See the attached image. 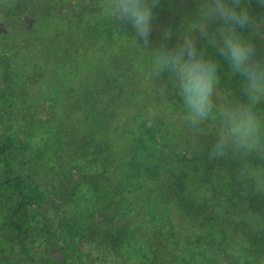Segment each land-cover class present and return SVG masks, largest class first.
Listing matches in <instances>:
<instances>
[{
    "label": "trees",
    "instance_id": "obj_1",
    "mask_svg": "<svg viewBox=\"0 0 264 264\" xmlns=\"http://www.w3.org/2000/svg\"><path fill=\"white\" fill-rule=\"evenodd\" d=\"M78 2L80 6L61 10L66 14L63 22L54 18L72 33L60 31L62 25H56L59 30H54L49 38L53 44L51 52L57 56L65 47L63 52L67 54L62 71L65 82L55 88L56 115L46 123L22 128L21 149L36 154L34 178L25 181L14 172L12 144L0 143L5 176L0 188L9 186L15 194V203L9 210L11 217L30 214L35 218L33 229L37 237L52 229L59 242L70 239L79 244L84 239L92 254L102 255L104 264H256L246 251L227 243V234L210 230L213 214L196 213L188 190L189 178L194 177L187 176L185 165L174 170L167 164L165 149L167 142L172 141L168 130L172 129L174 137L184 131L193 133L184 115L172 111L174 119L169 127L154 118L150 108L138 118L128 109V101H132L127 97L134 85H139L141 73L150 75L151 68H142L151 66L152 53L146 50L150 57L145 53L132 54L128 40L135 39L130 24L118 25L120 29L112 31L114 20L108 18L101 23L105 16H89L94 12L88 9V0ZM88 10L90 13L86 14ZM154 13L157 20L160 16L156 13L160 12L156 8ZM81 14L87 16L92 29L83 40L75 30L77 25L72 26ZM186 18L185 25H192V16ZM158 36L153 28L152 47H157ZM19 38L14 46L19 54L33 65L44 63L41 42ZM70 41L79 44L81 55L76 47H70ZM126 56L131 60H126ZM48 57L47 63L56 66V61ZM23 64L15 60L11 66L22 73ZM28 79L13 80L14 88L20 83L28 85ZM131 84L134 85L130 88ZM80 120L86 138L68 141V130ZM63 147L73 157L79 182L58 202L52 218L49 211L55 200L49 194L53 186L50 172ZM107 214L112 217L108 221ZM216 219L220 221L219 216ZM111 220L116 221L115 226L109 223ZM197 221H201V229ZM216 234H222V239Z\"/></svg>",
    "mask_w": 264,
    "mask_h": 264
},
{
    "label": "rangeland",
    "instance_id": "obj_2",
    "mask_svg": "<svg viewBox=\"0 0 264 264\" xmlns=\"http://www.w3.org/2000/svg\"><path fill=\"white\" fill-rule=\"evenodd\" d=\"M78 1L82 3L83 0H0V143L9 144L11 142V150L15 154L14 172L25 181H30L34 176L36 154H31V150L21 149L23 146L21 144L22 128L39 122L46 123L56 115L55 88L65 82L62 71L67 54L63 52L65 47L62 48L61 53L57 52V56L51 52L53 44L49 38L54 30L60 27L55 26L62 25L60 22L57 24V20L63 22V16H66L61 10L77 6V4L80 6ZM88 1V9L91 8L94 12L89 16H104L100 6L101 0ZM172 2L173 0H160L157 7V12L160 13H156V16L160 17L153 22V28L159 35L157 45V38L155 41L156 46L161 43L160 33L163 29L171 27L174 30L175 35L172 41L174 43L176 37L184 31L194 30L199 20L198 9L201 0H176L175 4ZM246 3L253 16L264 19V7H261L257 0H246ZM83 11H86V8ZM87 13L90 11L88 10ZM188 16L193 18L192 25L190 23L185 25ZM54 18L57 20L55 21ZM86 18V15L81 14L73 23L71 22L72 26L74 23L77 25L75 30L78 31V37L82 40L92 31ZM102 20L106 22L108 18L103 17L100 20L101 23ZM118 25L112 21V26H115L112 31H118L120 29ZM217 26L213 24L210 30L215 31ZM61 28L63 29L60 31L72 33L70 28L68 31L63 25ZM238 31H241L245 37H251L257 49V58L264 59V38L252 35L249 29H238ZM20 36L38 39L41 42V48L45 51L42 57L45 60L44 63L33 65V62L19 54L20 51L14 46ZM194 36L198 38V32H195ZM71 37L67 36L68 39ZM69 44L72 49L76 47L78 54L81 55L82 52L77 47L79 44H73L72 41ZM128 44L132 54L139 52L150 57L142 46L136 45L133 38L128 40ZM197 46L198 48L206 47V43L198 39ZM207 54L215 57L219 63L221 81L217 103L243 101L244 98L240 91L242 78L230 76L227 61L219 57L210 47L207 49ZM49 55L56 61V66L53 62L47 63ZM15 60L24 63L22 73L16 72L11 66ZM126 60H131V58L126 56ZM147 68L151 66H146L142 70ZM23 77L29 78L28 85L20 83L15 89L13 80L21 82ZM133 85L131 84L130 88ZM134 86L135 88L133 87L127 97V100L129 98L132 101H128V109L133 111L134 117L138 118L142 111L150 108L154 118L160 119L170 127L174 119L172 111L174 114L184 115L182 98L167 74L157 78L152 75V72L150 75L141 73L139 85ZM256 111L261 119H264V103L257 105ZM82 126V120H80L70 128L66 134L67 140L74 142V140L86 138ZM218 127V120L209 119L203 123V133L198 136L194 133L189 135L184 131L174 137L172 129L168 130L172 141L167 142L165 149L168 155L167 164L174 170H178L183 164L186 167L187 176L194 177L189 178L190 186L187 182L188 190L196 213L213 214L214 221L212 220L209 224L211 225L210 230L214 229L227 234L228 244L235 249L246 251L256 264H264V193H256L251 182L245 184L237 179V170L240 165L236 159L231 157L209 159L208 153ZM210 134L211 137H208ZM172 158L179 160V163L177 164L176 159ZM54 160L55 167L50 172L53 186L49 191L51 198L55 200L49 211L52 218L58 202L69 195L79 182L78 168L67 147L61 148ZM252 163L261 162L253 158ZM4 178L3 161L0 157V182ZM205 179L208 180L207 185ZM212 179L213 181L209 184ZM14 203L15 194L12 193L11 188L9 186L0 188V264H104L102 255L92 254L89 243L82 238L79 241L80 245L70 239L59 242L60 238L56 237L52 229L48 230V234L45 232L37 237L34 232L35 228L33 229L35 218L30 214L11 217L9 210ZM218 216L219 222L216 219ZM110 218H112L110 214L105 216L106 221ZM109 223L116 225L114 220ZM219 224L220 228H218ZM196 225L201 229V221H197ZM215 236L222 239V234Z\"/></svg>",
    "mask_w": 264,
    "mask_h": 264
},
{
    "label": "clouds",
    "instance_id": "obj_3",
    "mask_svg": "<svg viewBox=\"0 0 264 264\" xmlns=\"http://www.w3.org/2000/svg\"><path fill=\"white\" fill-rule=\"evenodd\" d=\"M257 3L264 7V0ZM159 4L160 0H101L100 6L105 17L119 25L130 24L135 42L152 53V75L167 74L196 136L203 133L205 121H219L209 159H236L240 165L237 179L251 182L256 193H264V119L256 111L264 103V59L257 58L251 37L238 31L249 29L264 38V19L250 13L246 0H201L194 30L184 31L173 43L174 30L165 28L159 46L152 47L154 9ZM213 24L218 25L215 31L210 30ZM198 39L206 47L198 48ZM209 47L227 61L230 76L242 78L243 101L217 103L221 76L217 59L207 54ZM253 158L261 163L253 164Z\"/></svg>",
    "mask_w": 264,
    "mask_h": 264
}]
</instances>
